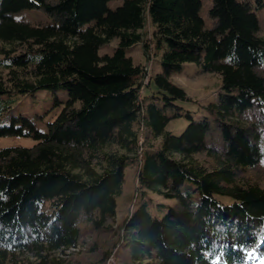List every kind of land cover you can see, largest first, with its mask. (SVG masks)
Instances as JSON below:
<instances>
[{
	"label": "trees",
	"instance_id": "obj_1",
	"mask_svg": "<svg viewBox=\"0 0 264 264\" xmlns=\"http://www.w3.org/2000/svg\"><path fill=\"white\" fill-rule=\"evenodd\" d=\"M111 1L0 0V137L36 141L0 148V264H71L81 223L107 227L137 164L126 264H264V186L242 175L263 159L250 113L264 112V0H213L212 27L203 0ZM29 9L49 20L19 16ZM138 44L155 73L127 53ZM187 63L221 76L204 106L171 80ZM57 88L68 96L47 129L14 113L17 96ZM147 192L171 202L154 211Z\"/></svg>",
	"mask_w": 264,
	"mask_h": 264
},
{
	"label": "rangeland",
	"instance_id": "obj_2",
	"mask_svg": "<svg viewBox=\"0 0 264 264\" xmlns=\"http://www.w3.org/2000/svg\"><path fill=\"white\" fill-rule=\"evenodd\" d=\"M123 0H112L110 6L116 8ZM213 4V0H203V7L201 14L205 18L206 26L212 27L215 20L211 17L209 9ZM19 16L26 19L32 24H39L41 21L49 20V18L39 10L29 9L23 10ZM260 17V31L259 34L264 37V10L259 12ZM148 36H151L153 26L148 22L147 25ZM119 42L118 38H114L109 43L100 47V55L112 53ZM127 53L134 58L136 62L147 64V69L155 73L157 65L155 60H147L142 45L138 44L127 49ZM261 73L264 75V63L262 65ZM148 76L146 82L149 80ZM171 80L182 86L191 102L186 106L195 108L204 106L209 101L216 99L217 93L221 90L222 80L221 76L217 73L207 72L200 73L199 66L196 63H187L181 71L172 75ZM67 92L62 88H57L56 92L49 89H40L35 93L26 95H19L16 97L15 105L13 108L14 113L27 115L35 121L40 129H47L48 123L52 121L57 114L61 111L63 103L54 105L56 97L61 100L67 99ZM79 105V104H78ZM261 119L260 127L263 130V137L261 140V147L263 150V159L261 163L253 169H250L242 175L246 179L259 182L264 186V112L258 109V112L250 113V121L256 122ZM5 121L8 122L9 118L6 117ZM187 121L183 118L174 119L168 125V130L174 133H181L187 126ZM35 140L31 137L24 136H6L0 137V148L6 146H32ZM205 158L207 162L211 161L207 156H200ZM139 164L129 165L126 168L125 180L123 191L117 198V214L114 219L107 223V227L101 230L95 229L92 224L87 222L81 223V239L80 246L66 254L67 259L71 264H126L125 253L121 251L120 241L123 235L121 223L128 212L142 200V194H137V172ZM147 198L151 204V209L157 211L159 203H170L164 197L147 192ZM163 212V211H162ZM162 212L156 214H162Z\"/></svg>",
	"mask_w": 264,
	"mask_h": 264
}]
</instances>
